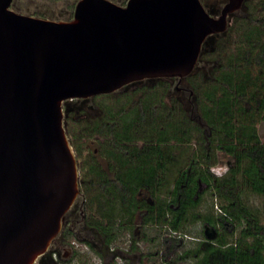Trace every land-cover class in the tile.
Masks as SVG:
<instances>
[{
    "label": "trees",
    "instance_id": "1",
    "mask_svg": "<svg viewBox=\"0 0 264 264\" xmlns=\"http://www.w3.org/2000/svg\"><path fill=\"white\" fill-rule=\"evenodd\" d=\"M202 1L210 13L220 12V6ZM154 80L143 85V96L127 109L129 99L117 108L101 104V114L77 119L76 103L89 99L64 102L68 133L80 160L87 222L113 244L119 231L132 227L138 209L148 208L144 226L156 224L183 232L190 212L210 191L220 209L218 216L195 211L193 216L215 225L218 234L201 239L179 256L150 264H180L178 260L188 254L195 256V264H264V220L250 202L251 194L264 195V141L258 130L264 121V0H247L240 12L231 15L226 32L209 35L194 71L186 77L194 90L192 104L204 123L188 112L182 101L187 98H168L172 79ZM124 95L131 93L94 98L118 101ZM72 124L80 126V131H72ZM93 136L99 137L100 151L112 165L110 171L96 156L83 158V143ZM194 142L198 147L191 152ZM221 161L227 169L217 174L213 166ZM188 164L191 175L186 167L177 171L172 187L173 166ZM201 183L206 187L200 190ZM143 189L151 192L152 204L141 199ZM64 234L73 238L69 227ZM131 236V250L144 257L137 237ZM48 262L45 253L37 264Z\"/></svg>",
    "mask_w": 264,
    "mask_h": 264
},
{
    "label": "water",
    "instance_id": "2",
    "mask_svg": "<svg viewBox=\"0 0 264 264\" xmlns=\"http://www.w3.org/2000/svg\"><path fill=\"white\" fill-rule=\"evenodd\" d=\"M247 0H77L73 16L0 0V264H37L81 193L64 102L195 69ZM68 256H66L67 258Z\"/></svg>",
    "mask_w": 264,
    "mask_h": 264
},
{
    "label": "rangeland",
    "instance_id": "3",
    "mask_svg": "<svg viewBox=\"0 0 264 264\" xmlns=\"http://www.w3.org/2000/svg\"><path fill=\"white\" fill-rule=\"evenodd\" d=\"M119 2H123L127 0H118ZM209 4H213L214 6H222L226 2V0H206ZM77 2V1H76ZM125 2V3H126ZM74 0H14L13 6L20 10L21 12L26 13H32V14H43L45 16L55 17V18H68L73 16L74 11ZM157 80H144L141 82H136L134 84H130L127 87H122L117 93L115 94H123L125 91H128L131 93V96L124 95L123 98H121L118 101L109 99L103 97L98 98H92L86 101V103H83L81 106V109H84V111H81L80 114L75 113V117L78 116V114L81 117L93 115V113H100L102 111V105L112 104L114 108L120 107V105L124 104L127 99L130 101L126 104V109L130 107V105L141 98L144 94V84H153L156 83ZM173 86L179 84L180 86L189 85L186 78L178 83V80H174L172 82ZM187 100L189 99V92L185 93ZM167 99V96L165 97ZM169 101V100H168ZM95 105V106H91ZM102 104V105H101ZM116 106V107H115ZM193 104H186L188 112L194 116L197 120H201L202 123H204L203 119L199 116V110L193 108ZM195 107V106H194ZM78 125H73L72 131L79 132L80 129L77 127ZM69 129V128H68ZM258 130L259 133L264 141V121H261L258 124ZM92 139H88V141H85L83 143L84 151H83V158H87L88 155H90L95 148V145L91 142ZM198 146L194 142L191 146L190 151H194ZM92 156V155H91ZM101 158V157H100ZM101 161L103 162V165L105 166L107 163L105 159L101 158ZM227 164L223 161L218 162L213 166V170L217 174H222L226 171ZM177 176V171L171 172V180H174ZM201 186L203 189L206 187L205 183H201ZM142 196H148L149 192L147 189H143L140 193ZM84 196H80L76 204L80 205L82 202ZM250 202L251 204L256 207L263 217L264 220V195L260 194H251L250 195ZM195 212H202L203 214L208 213H214L215 215H218L220 213V209L218 205L216 204V198L210 191H206L203 194V199L200 203V205L196 208H194L190 212V218L189 222L187 224L186 230L183 232H176L172 231L168 226H161L156 224H150L147 226H144L142 230L138 227V230H136V237L137 242L140 247V249L144 253V257H142L141 260L144 261V264H150L151 262H158L163 263L165 258H171L176 257L184 253L187 249H192L197 246V244L201 241V239L209 238L208 235L205 234L204 228L202 227V222L198 218L193 216V213ZM120 216V215H119ZM78 217V214H77ZM142 220V210L137 216L136 221L139 222ZM117 223L119 222V218L116 217ZM82 237H89L90 233L89 231L82 230ZM97 241L100 242V238L96 231ZM147 233L146 235L144 233ZM239 231L235 233L234 238H236L239 235ZM230 236V235H229ZM131 235L125 231L121 230L119 231V235L117 238L113 241L114 250L113 251H105L104 257L98 255L95 251L91 250V248L88 246V244L84 241H77L76 240V247L77 252L73 257L66 262V264H123L124 259L121 256L122 251L124 250V247H128L131 243ZM178 237L180 240H175V238ZM230 237V238H232ZM71 240L72 237L70 238ZM70 240V241H71ZM180 241V242H179ZM118 254L119 256H115ZM139 254L138 253H132L130 257V264H138L139 261ZM180 264H195V256L193 254H188L186 258H181L178 260Z\"/></svg>",
    "mask_w": 264,
    "mask_h": 264
},
{
    "label": "flooded vegetation",
    "instance_id": "4",
    "mask_svg": "<svg viewBox=\"0 0 264 264\" xmlns=\"http://www.w3.org/2000/svg\"><path fill=\"white\" fill-rule=\"evenodd\" d=\"M154 79H157V78H147V79H143V80L132 82L130 84H134L136 82H141V81H144V80H154ZM170 79H172V81L178 80L177 77H171ZM130 84H128V85H130ZM128 85H126L124 87H127ZM119 90L113 91L111 93H106V94H115ZM187 92H189V99L188 100L187 99L182 100L184 105L186 106L187 103L188 104H192L191 97L194 94V90H193V88L190 85L180 86L179 84H177L174 87L173 84H172L171 87H170V91H169V93L167 95H168L169 99H170V97H174L175 95H178L179 97L186 98V94L185 93H187ZM99 95H102V94H99ZM99 95H94V96L87 97V98H77V99H79V100L80 99H92L93 97H96V96H99ZM74 99H76V98H74ZM74 99H71V100H74ZM76 104H77V105H75L76 106L75 107L76 113L80 114L81 105H83V103L77 102ZM171 104H172V102H171ZM91 106H95V105L91 104ZM193 108L195 109L196 107L193 106ZM102 111H103V109H102ZM79 114L76 117L77 119L80 117ZM97 114H101V112L100 113H93L92 116H95ZM65 120H66V125L68 127L69 123H68V120L66 119V114H65ZM106 123L109 124L107 127L110 128V124H112V117L111 116H109L106 119ZM90 139H92L91 142L93 144H96L97 142H98V144L95 145V148L93 149V151H91L92 153L90 155H88V157L92 158V157L96 156L95 158L98 159L99 163L102 165L104 170L105 171H110V168H112V165H110L111 163H110L109 158L107 156H104L103 153H101V151H100L99 137L98 136H93ZM91 155H93V156H91ZM77 157H78V155H77ZM100 157L105 159V161L107 163L105 166L103 165V162L101 161ZM79 161L80 160L78 159V162ZM79 166H80V162H79ZM185 167L187 168L188 176H190L191 175L190 172H191V169H192V166L190 164L184 165V167H181V168H177V167L173 166V170L172 171L173 172L182 171V170H184ZM170 179H171V175H170ZM175 179H176V177H175ZM175 179L171 180V186L172 187H174V185H175ZM80 180H81V169H80ZM202 188L203 187L200 185V190ZM148 192H149V195L148 196H142L141 199L149 202L150 204H152L154 202V198L152 197L151 192L149 190H148ZM80 196H83L82 191L79 194L78 198ZM76 201L73 204V206L71 207V209L66 214L65 221H64V226H63L62 231L55 238V240L53 241L49 251L47 252L48 259H49V262H48L49 264H66V262H68V260H70L73 257V255H75V253L77 252V247L75 245L76 244V240L77 241L81 240V241L86 242L88 244V246L91 248V250L95 251L101 257L102 256L104 257L106 250L107 251H113L114 250L113 244L109 243V242H107L105 240V238L101 234V232L98 229V227L96 225H94V224H89L87 222V215H86L85 207H84V205H85V197H83V200L80 203V205L76 204ZM141 210H142V220L137 222L136 219H137V216H138V214L140 213ZM147 211H148V208L138 209L132 227L125 226L126 227L125 231H127L130 235H134L136 237L135 233H136V230H138V227L140 228V230H142L144 225H145V223H144V215H145V213ZM77 214H78V217H77ZM199 220H201V222H202V227L204 228V232H205L206 235H208L209 237H214V236H216L218 234L217 228H216L215 225L203 221V218H199ZM66 227H69L72 230V233H73V238L72 239L73 240H71L70 237H67L64 234V229ZM83 229L85 231H89V233H90L89 237L88 236L87 237H82L81 236V234L83 232L82 231ZM94 231L97 232V234H98V236L100 238V242H98L97 238H95L96 237V233ZM131 243H132V239H131ZM131 243H130V245L128 247H124L123 248L124 250L122 251V255H121L123 257V259H124L123 264H130L129 262H130V257L132 255V253H138L139 254L138 255L139 256L138 264H143V261H141L142 255L139 252H133L131 250ZM66 256H68V257L66 258ZM115 256L117 257L119 255L116 254Z\"/></svg>",
    "mask_w": 264,
    "mask_h": 264
}]
</instances>
